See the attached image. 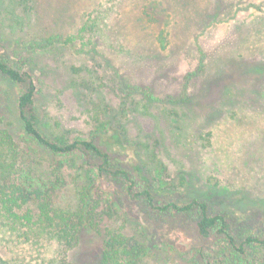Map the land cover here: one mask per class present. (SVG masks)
<instances>
[{"label": "rangeland", "instance_id": "obj_1", "mask_svg": "<svg viewBox=\"0 0 264 264\" xmlns=\"http://www.w3.org/2000/svg\"><path fill=\"white\" fill-rule=\"evenodd\" d=\"M262 1L0 0V57L36 81L35 106L51 141L89 139L91 108L102 103L105 110L109 102L116 106L121 100L110 90L121 93L115 85L122 80L147 87L154 99L148 102L138 92L127 96L125 106L131 111L121 119L123 133L117 140L109 136L118 162L146 166L163 185H177L182 175L186 187L177 190L184 202L201 190L222 192L218 206L242 220L256 216L245 228L263 240L264 19L253 25L259 21L253 4ZM215 2L220 3L218 14L211 13ZM97 11L106 16V34L92 55L79 51L84 48L80 40H66ZM161 31L168 41L164 48L157 40ZM228 58L236 64L224 75ZM194 73L184 89L185 76ZM210 76L216 77L205 81ZM20 91L0 75L2 126L23 141L25 164L33 174L53 179V159L29 139L24 142L20 133ZM181 96L186 102L176 101ZM56 158L67 174L66 159ZM101 184L125 232L145 234L149 264H201L199 255L207 260L223 244L217 236L198 237L188 216L150 214L141 204L127 202L113 183ZM100 247L101 238L86 233L81 248L69 255L72 264H98ZM246 250L253 261L243 264H264V244Z\"/></svg>", "mask_w": 264, "mask_h": 264}, {"label": "trees", "instance_id": "obj_2", "mask_svg": "<svg viewBox=\"0 0 264 264\" xmlns=\"http://www.w3.org/2000/svg\"><path fill=\"white\" fill-rule=\"evenodd\" d=\"M27 1L24 0L25 3ZM219 4L215 2L216 8L211 13L218 14ZM263 5L264 0L258 5L253 4L256 11L253 16L259 19L253 25H259L264 19ZM105 18L101 11L89 14L76 34L68 37L66 42L80 40L84 48L79 51L96 55L97 45L106 34ZM164 34L161 31L157 39L162 48L168 43ZM235 64L226 59L222 74L229 73L230 69L233 71ZM260 68L264 71V67ZM260 68L253 67V71L261 74ZM0 75L21 90L16 98V115L24 142L29 139L36 148L48 153L57 170V175L46 181L35 176L33 169L25 164L27 157L23 141L17 139L16 132L10 127L2 126L0 119V264H72L69 255L81 248L83 236L88 232H94L101 238L98 264H149L151 248L145 234H128L125 225L114 219L115 212L105 199L102 180L116 185L127 202L141 204L150 214H173L185 219L188 216L198 237L204 240L219 237L223 244L214 249L207 260L202 261V255H199L201 264L253 261L246 247L256 248L264 244V238L261 240V234L256 231L249 229L247 232L245 225L253 223L256 216L242 220L219 207L220 191L201 190L184 202L179 198L183 192L177 190L186 187V179L182 175L177 185L165 181L163 185L157 176H149L146 166H124L114 156L109 136L117 140L123 133L121 119H127L126 113L131 111L125 106L126 98L138 92L149 102L154 97L147 87L142 89L122 80L115 85L121 93L110 88L121 100L116 106L109 102L105 103V110L102 103L96 106L95 111L94 106L91 108L89 139L70 142L59 137L51 141L43 134L46 121L35 106L39 89L32 75L1 57ZM194 75L196 73L185 76L184 89ZM214 77L210 76L205 81ZM113 81L116 83L115 79ZM182 99L186 102L182 96L176 101ZM109 131L113 134L108 135ZM26 147L34 152L30 144ZM56 156L66 159L67 174L64 162ZM29 162L32 164V160Z\"/></svg>", "mask_w": 264, "mask_h": 264}]
</instances>
